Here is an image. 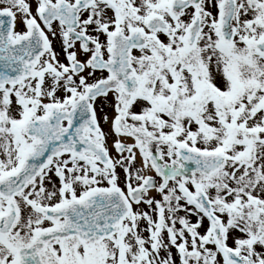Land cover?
<instances>
[{"label":"snow or ice","instance_id":"obj_1","mask_svg":"<svg viewBox=\"0 0 264 264\" xmlns=\"http://www.w3.org/2000/svg\"><path fill=\"white\" fill-rule=\"evenodd\" d=\"M0 264H264V0H0Z\"/></svg>","mask_w":264,"mask_h":264}]
</instances>
